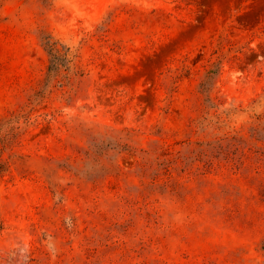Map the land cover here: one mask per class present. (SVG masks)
<instances>
[{"label":"rangeland","instance_id":"1","mask_svg":"<svg viewBox=\"0 0 264 264\" xmlns=\"http://www.w3.org/2000/svg\"><path fill=\"white\" fill-rule=\"evenodd\" d=\"M0 264H264V0H0Z\"/></svg>","mask_w":264,"mask_h":264},{"label":"trees","instance_id":"2","mask_svg":"<svg viewBox=\"0 0 264 264\" xmlns=\"http://www.w3.org/2000/svg\"><path fill=\"white\" fill-rule=\"evenodd\" d=\"M57 42L56 41H53L51 40L50 38L47 40V45L49 46V50L51 51V53H53L54 55L53 56H56V52L57 51V46H56Z\"/></svg>","mask_w":264,"mask_h":264}]
</instances>
